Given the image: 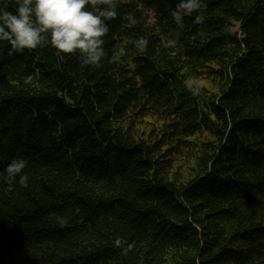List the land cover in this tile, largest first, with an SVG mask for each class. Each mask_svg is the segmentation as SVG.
<instances>
[{"label":"trees","instance_id":"obj_1","mask_svg":"<svg viewBox=\"0 0 264 264\" xmlns=\"http://www.w3.org/2000/svg\"><path fill=\"white\" fill-rule=\"evenodd\" d=\"M178 2L117 0L101 67L0 41V264H264V0Z\"/></svg>","mask_w":264,"mask_h":264},{"label":"clouds","instance_id":"obj_2","mask_svg":"<svg viewBox=\"0 0 264 264\" xmlns=\"http://www.w3.org/2000/svg\"><path fill=\"white\" fill-rule=\"evenodd\" d=\"M16 11L7 10V6L0 7V41H6L10 45L9 55L24 50H35L51 46L58 54H79L82 65L101 67L106 57L104 49V37L109 28L106 21L115 19L118 15L117 0H15ZM91 6V10H89ZM202 0H179L176 7L170 11L178 29L184 28V18L196 13L193 23L202 25L205 22ZM131 25L138 21L134 17L129 18ZM223 32L233 35L234 27L225 24ZM180 32L175 33L173 39L167 41L168 47H175ZM138 51L146 49L148 41L139 38L136 42ZM121 52L125 50L120 49ZM36 78V74L27 75L23 83L30 85ZM189 87L199 90L202 81L190 79ZM27 166L24 158L13 159L6 168V181L9 190H12L13 182L19 176L21 187L28 186V176L23 173ZM23 173V174H22ZM61 224L63 219L57 217ZM123 241L119 238L115 246L121 247ZM129 243L124 249L125 253L133 248Z\"/></svg>","mask_w":264,"mask_h":264}]
</instances>
